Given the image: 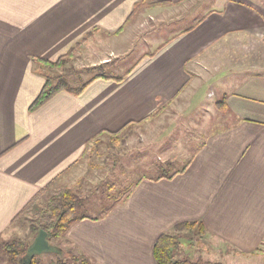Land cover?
Wrapping results in <instances>:
<instances>
[{
    "label": "crops",
    "instance_id": "crops-1",
    "mask_svg": "<svg viewBox=\"0 0 264 264\" xmlns=\"http://www.w3.org/2000/svg\"><path fill=\"white\" fill-rule=\"evenodd\" d=\"M89 32L83 55L108 46L92 65L148 51L78 95L60 91L29 110L44 84L40 61ZM182 127L194 136L175 135ZM95 137V146H128L93 167L104 170L99 185L125 184V193L119 185L104 214L49 241L56 257L156 264L158 236L195 221L205 234L181 238L182 255L222 261L235 250L264 264V0H0V240L15 237L43 188L84 194L81 159ZM119 169L136 179L107 183Z\"/></svg>",
    "mask_w": 264,
    "mask_h": 264
},
{
    "label": "trees",
    "instance_id": "trees-1",
    "mask_svg": "<svg viewBox=\"0 0 264 264\" xmlns=\"http://www.w3.org/2000/svg\"><path fill=\"white\" fill-rule=\"evenodd\" d=\"M90 35H92V32L85 34L83 38L71 46L65 54L61 55L55 61H40L39 67L41 69V75L44 78V84L39 95L30 104L29 110L32 111L37 109L60 91H67L73 95H78L96 78H110L109 75L104 74L102 71L94 74L86 81H82L79 74H77L76 77H68V75H72L73 73H70L69 70H65L66 64L72 60L74 49H76L80 43L87 41L90 38ZM58 68H61L64 71L52 72V70H57ZM95 68H100L99 70H102L100 65ZM122 78V76L114 77L116 80H121ZM78 80L82 82L75 85L72 83ZM223 101L224 99L222 100V103ZM161 109L162 107L159 108L158 111ZM101 133L105 132L103 131ZM106 133L109 134V132ZM93 142L97 143L96 137L93 139ZM187 165L188 164H185L182 169L173 174H160L155 179L163 177L171 178L173 175L184 171ZM98 191L99 190L95 191V193ZM45 195L46 187L39 191L23 210L29 213L31 212L32 220L29 224V229L34 235L33 238L39 230H44L47 233L49 241L60 239L64 237L67 229L72 223L85 218L97 219L98 216H100L95 215L94 217H91L83 212V209L85 211L88 199L85 197L86 195L82 194L75 187L61 188L47 194L46 196ZM115 197H113V199ZM16 219L18 218H15V220ZM15 220H13L12 223H14ZM195 225L196 230L194 231L193 226ZM204 234L205 229L203 225L200 222L195 221L176 224L171 231L161 233L156 239L153 247L156 264H222L219 261L204 259L201 256L191 258L180 253L179 250L182 244L181 238H194L200 240ZM29 244L30 243H26L24 240L17 237L8 240H0V256L3 255L6 258L5 264H25L23 257ZM37 256L38 255L33 256L29 264H41V261ZM50 264L91 263L86 256L81 254L74 256L71 260L56 257V260L51 261Z\"/></svg>",
    "mask_w": 264,
    "mask_h": 264
},
{
    "label": "rangeland",
    "instance_id": "rangeland-1",
    "mask_svg": "<svg viewBox=\"0 0 264 264\" xmlns=\"http://www.w3.org/2000/svg\"><path fill=\"white\" fill-rule=\"evenodd\" d=\"M207 3H209V1L205 2L204 4H207ZM144 24L145 22L143 23V25ZM143 25L141 24L140 26H143ZM141 28L142 27H140V29ZM145 32L147 31H144V33ZM154 36H157V34ZM158 36L160 35L158 34ZM85 42L80 43V45L76 49H74L73 58L72 60L69 61V63L66 64V67H65V70H69L70 73H73L72 75L71 74L68 75V77H76V75L79 74L81 76L80 78L82 79V81H86L88 78H90L96 73H99L100 71L105 72L106 74L115 73V71L120 73L123 69L133 64L134 61H136L142 53L148 51L147 47L137 46L135 48H131L126 54L122 56L109 57V63L100 65L102 66V70H99L100 68H95L98 65L89 64L90 61H92L91 59H95V58H91L93 57L92 54L106 52L108 46L105 42L101 43L97 48L95 49L91 48L93 49V50H90V52L92 53L88 56L87 51H85L86 55H83L84 52H82V49H81L83 45L85 44ZM143 44L144 43H142V45ZM94 57H96V55H94ZM60 71H64V70H62L61 68H58L57 70L56 69L52 70V72H60ZM82 81L78 80L72 83L75 85ZM160 113H162V109L160 111H157L154 114V117H157L158 115H160ZM196 115H199V118H200V112L199 114H196ZM203 115L204 114H201V116ZM188 118H191V117L188 116L187 114L186 119ZM142 129L144 131V128L140 126L137 132L144 135V133H142L141 131ZM173 131L175 135H178L182 137L183 139L186 138V136L187 138L188 137L190 138L194 136L190 134L195 133V129L189 130L183 127L180 129L178 128L173 129ZM198 137L199 136H197V140L194 141L193 144L199 143L201 138H198ZM126 147L128 146L124 144L118 145L116 148H114L113 145L106 146V144L104 145L98 144L97 146H95L93 141L89 144L87 150L85 151V155L83 156V159H81L82 169L86 170L85 175L87 178L86 179L87 184L85 185L84 195H86L85 197L88 199V202L86 203L85 211L83 209V212L86 215H90V216L102 215L107 210L108 206L112 203L113 197L118 195L116 189L119 187V185L122 188L121 196H123L125 193V190H123V188L124 186H126L124 183L130 184L136 179V177L134 176H132V178H127L125 175H123V172L126 171L123 167L124 171H120V169L118 170V177L114 178L112 175L108 178V180H106V182L108 183L111 180L118 179L124 185L121 186L120 183H115L116 187H114L112 191H107L106 189L107 185H105L106 183L99 185V179L102 178L103 176L102 174L104 173V170L103 172L100 173V176H98L97 169L93 168V167H98L99 165L103 163L105 167H107L108 165H111L113 160L120 158L124 154V151H126L124 150V148ZM87 162H89V165H92L91 170L90 169L88 170V165L86 166ZM97 190L99 191L95 193V191ZM31 220H32V215L31 213L27 212L25 215H22V217L19 219V223H18L19 225H15V227H17V230L15 231L16 233L14 234V236L17 238L23 239L26 243H31L33 240V233L29 229V224ZM229 254H233V257H231ZM229 254H226L225 259H221L222 261H219V262H221L222 264H258L257 257L240 256L235 250L233 253L230 252ZM37 257L40 259L41 264H50L51 261L56 260L55 254L51 252L43 253L41 255H38ZM5 263H6V258L3 255L0 256V264H5Z\"/></svg>",
    "mask_w": 264,
    "mask_h": 264
},
{
    "label": "water",
    "instance_id": "water-1",
    "mask_svg": "<svg viewBox=\"0 0 264 264\" xmlns=\"http://www.w3.org/2000/svg\"><path fill=\"white\" fill-rule=\"evenodd\" d=\"M54 251L55 247L50 244L47 238V233L44 230H39L26 249L23 257L24 263L29 264L32 257L35 255H41L43 253H50Z\"/></svg>",
    "mask_w": 264,
    "mask_h": 264
}]
</instances>
